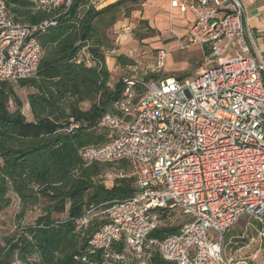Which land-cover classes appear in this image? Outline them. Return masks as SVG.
Listing matches in <instances>:
<instances>
[{"label":"built area","instance_id":"obj_1","mask_svg":"<svg viewBox=\"0 0 264 264\" xmlns=\"http://www.w3.org/2000/svg\"><path fill=\"white\" fill-rule=\"evenodd\" d=\"M25 1L42 12L67 9L73 2ZM168 8L193 17L186 32L175 36L177 49L198 45L215 64L191 80L163 77L157 73L168 50L158 48L150 70L157 77L138 99L132 91L142 79L137 66L113 64L124 82L114 103L121 114L103 115L98 126L110 131L109 140L83 148L80 156L86 163L127 160L136 190L103 211L106 220L88 244L112 263L132 255L147 264L153 250L172 264H264V63L252 52L244 6L240 0H168ZM50 24L54 21L16 22L0 0V80L18 84L35 74L42 55L37 35ZM114 53L105 51V57ZM76 62L93 63L87 45ZM126 175L108 170L101 180L110 186ZM170 207L184 217L179 230L162 239L150 237L159 209ZM92 215L86 212L77 225L86 226ZM243 215L253 224L246 221L245 235L225 241L224 234ZM250 229L256 237H246ZM118 242L122 248L112 250Z\"/></svg>","mask_w":264,"mask_h":264},{"label":"trees","instance_id":"obj_2","mask_svg":"<svg viewBox=\"0 0 264 264\" xmlns=\"http://www.w3.org/2000/svg\"><path fill=\"white\" fill-rule=\"evenodd\" d=\"M3 1L16 22L52 20L54 24L37 35L42 55L35 74L18 82L28 90L31 119L24 115L23 101L13 85L0 80V210L13 202L19 206L14 230L0 235V264H138L132 255L112 263L88 244L106 220L103 211L133 196L136 188L129 163L125 159L86 163L80 151L106 143L110 131L98 122L106 113L121 114L114 103L122 97L124 82L119 79L109 85L106 29L121 9H127L128 1L139 0H117L100 9L91 0H73L67 9L61 6L50 12L34 11L25 0ZM86 45L91 65L76 62ZM117 61L129 64L124 56ZM156 77L149 74L134 82L135 99ZM114 163L127 175L106 186L101 175ZM35 208L40 213L33 222L22 224L27 212ZM86 212L94 215L86 226H78L76 220ZM183 221L175 207L160 208L159 224L150 237L162 239L176 233ZM122 246L118 242L112 250ZM146 263L172 264L153 250Z\"/></svg>","mask_w":264,"mask_h":264},{"label":"rangeland","instance_id":"obj_3","mask_svg":"<svg viewBox=\"0 0 264 264\" xmlns=\"http://www.w3.org/2000/svg\"><path fill=\"white\" fill-rule=\"evenodd\" d=\"M115 1L117 0H91V3L97 9H100ZM165 1H128L127 9H121L117 14L115 23L106 29V49H114L115 58L124 56L126 63L135 64L138 68V77L144 78L150 74V70L154 67L158 47H162L168 50V56L164 67L157 74L163 77L176 78L184 74L185 79L191 80L201 68L214 65L215 58L208 60L205 49L201 50L198 45H191L183 50L177 49L176 43L174 42L175 35L170 31V27L166 28L168 10ZM173 18L176 20L175 14ZM144 23H146V26H144ZM173 25V28H176V22ZM143 34H146V36L139 38ZM116 37L120 38L119 42L115 41ZM111 76L112 81H114L113 83H115L121 78V73L119 71H112ZM12 85L17 95L23 101L22 111L24 115L28 119H31L29 105L26 101L28 90L20 88L18 84ZM116 164H113L112 171L117 170ZM18 211L19 206L17 202H13L9 207L0 210V235L9 234L14 230V225L17 223L15 214ZM176 211H178L177 208ZM39 213V208L27 212L22 219V224L33 222ZM246 221L253 224V220L243 215L235 225L227 230L224 234V240L228 241L230 237L245 235V230L247 229L244 227V224ZM249 236L256 237V232L250 229L246 234V237ZM229 250L228 245L226 252L228 253ZM243 252V249L240 250V253ZM237 253L239 254V252ZM15 264L19 263L16 262Z\"/></svg>","mask_w":264,"mask_h":264},{"label":"crops","instance_id":"obj_4","mask_svg":"<svg viewBox=\"0 0 264 264\" xmlns=\"http://www.w3.org/2000/svg\"><path fill=\"white\" fill-rule=\"evenodd\" d=\"M244 6V25L251 30L252 33V43L251 49L252 52L256 53L259 58L264 63V0H240ZM166 2L167 7V17H166V28L172 29L171 31L175 36L176 35H183L187 28L190 26L193 17L191 13H179L178 11H173L170 13L168 8V0ZM174 14L176 15V20H174ZM176 22V28H173V23ZM185 28V29H184ZM183 31L182 33H180ZM120 38L116 37L115 41L119 42ZM174 42L177 46V40L175 39ZM162 48V47H158ZM201 48V47H200ZM109 49H105L108 51ZM111 50V49H110ZM201 50H203L201 48ZM105 62L108 70L110 71V75L112 71H115L113 68V64L117 63V58H115V53L105 57ZM111 78V87L114 85V81ZM30 111V110H29ZM31 114V113H30ZM32 117V116H31Z\"/></svg>","mask_w":264,"mask_h":264}]
</instances>
